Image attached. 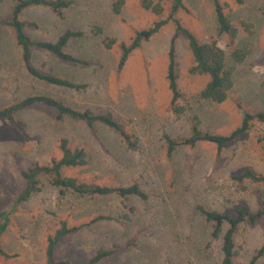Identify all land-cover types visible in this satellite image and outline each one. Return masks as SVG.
<instances>
[{
    "label": "rangeland",
    "instance_id": "rangeland-1",
    "mask_svg": "<svg viewBox=\"0 0 264 264\" xmlns=\"http://www.w3.org/2000/svg\"><path fill=\"white\" fill-rule=\"evenodd\" d=\"M56 15L50 8H26L21 18L34 39L55 40L66 29L82 36L70 41L68 52L90 62L75 65L45 51H35L34 65L41 71L85 84L79 90L53 85L32 77L20 58L13 30L0 26V107L28 95L53 96L68 106L93 113L112 114L131 136L128 147L114 130L96 122L57 116L53 108L34 104L15 114L16 123L0 119V210L24 187L20 170L34 163L48 164L61 156L60 143L86 152L84 165L62 169V175L79 182L107 186L137 183L147 195L80 196L61 192L42 178V189L18 204L1 242L9 253L0 264H43L48 237L62 221L79 226L56 246V259L86 264L99 248L113 252L99 264L127 261L132 264H220L222 233L210 236L211 226L196 209L202 205L221 213H233L242 205L255 210L264 203V183L236 180L250 169L264 175V121L254 120L250 129L224 145L199 142L167 153L164 136L190 133L193 115L204 131L228 134L242 119L243 111L264 109V0H218L229 23L237 29L231 38L219 34L212 0H183L174 14L198 41H216L234 66L235 83L221 103L203 100L198 93L209 80L206 74L190 72L192 55L183 36L174 41L177 85L182 94L181 113L170 104L167 67L174 22L168 21L128 56L117 70L119 43H129L136 30L168 17L172 0L163 1L160 15L144 9L140 0H124L119 14L115 0H75ZM155 2L157 0H154ZM15 0H0V15L8 16ZM102 33L94 35V27ZM105 37L114 38L110 48ZM243 49L246 55L234 64L230 54ZM103 215L111 219L95 221ZM224 224L223 230L227 228ZM264 241V217L254 224L239 225L234 242V262L248 264ZM255 264H264V254Z\"/></svg>",
    "mask_w": 264,
    "mask_h": 264
},
{
    "label": "trees",
    "instance_id": "trees-1",
    "mask_svg": "<svg viewBox=\"0 0 264 264\" xmlns=\"http://www.w3.org/2000/svg\"><path fill=\"white\" fill-rule=\"evenodd\" d=\"M144 9H148L154 14L160 15L163 12L164 0H140ZM75 0H15L8 16L0 15V26H7L13 30L14 38L17 46L20 48V58L26 71L34 78L44 82L69 87L76 90L85 87V84L75 82L66 77H61L49 71H41L33 63L35 51H45L57 59L75 65L87 66L90 64L88 60L78 57L67 51L66 47L70 41L82 36V31L66 29L61 32L55 40H40L32 38L26 32V26H36L34 22L29 23L21 18L23 11L32 6H41L50 8L56 15L61 16L64 9H68L75 4ZM124 0H115L112 3V11L119 14ZM215 17L218 25L219 34H228L234 38L237 29L233 27L226 15L223 12L222 5L218 0H212ZM184 8L183 0H172L170 12L167 18L157 19L149 27L136 30L134 36L129 43L124 41L119 43L120 56L117 63V70L120 71L124 67L129 54L141 43L148 40L151 36L157 33L168 21L174 22V33L170 40L168 49V67L167 81L168 88L171 93L170 104L174 113H181L184 106L179 102L182 99V94L177 85V67L175 61L174 41L178 36H183L187 42V46L191 52L193 65L190 67V72L197 74H206L209 80L198 93V97L203 100H208L216 103L223 102L230 93L235 83L234 66L228 65L225 51L218 46L216 41L201 42L195 35L174 18V14L178 9ZM94 35L102 33L101 27H94L92 30ZM116 43L114 38L105 37L103 44L110 48ZM246 51L243 49H234L230 58L234 64H239L243 61ZM264 87V79L262 81ZM34 104H41L57 111V116L70 117L84 121L88 126H93L94 123L100 122L114 130L123 139L125 144L133 148L134 142L131 136L125 131L122 124L117 122L111 113H93L89 109L79 110L66 105L59 99L45 94L28 95L13 103L0 107V119H6L12 124L16 123L15 114L21 110L28 108ZM193 124L190 127V133L184 137H172L165 134L167 153L171 154L178 147H193L199 142H209L217 146L218 152L222 147L231 141L238 138L243 133L247 132L254 120L264 121V109L251 113L243 111L242 119L228 134H218L209 131H204L199 127L200 119L198 115H193ZM61 156L58 159H52L48 164L34 163L27 169L20 170V174L24 179V187L17 194L13 195L12 202L4 209L0 210V257L8 258L10 255L3 247L1 239L6 232L10 223L12 213L17 209L19 203L28 200L33 194L42 189V178L48 179L49 183L58 188L61 192L71 190L80 196H137L141 199H146L147 195L137 183L127 186H107L94 183L79 182L76 178L62 175L63 168L76 167L84 165L87 162L86 152L82 148H70L67 146V141L63 139L59 145ZM240 182L250 180L252 182L264 183V175L253 172L250 169L244 170L241 174L234 176ZM196 209L204 217L205 221L210 224V236L218 238L222 233L221 240V262L220 264H236L234 257L237 250L235 248L234 235L242 223L254 224L259 219L264 217V203L259 208L252 210L247 205H242L234 210L233 213L219 212L215 209H208L202 205H197ZM102 219H111L110 216L99 215L94 218L95 221ZM224 224L227 228L223 230ZM80 229L79 226H69L66 221H62L60 227L55 233L48 237L46 246V259L43 264H74L69 259H56L55 249L58 243L72 233ZM113 252L112 249L101 247L91 257L88 258L86 264H99L104 258ZM264 254V241L256 253L250 258L248 264H255L257 259ZM110 264H132L127 261H117ZM141 264H152L143 262Z\"/></svg>",
    "mask_w": 264,
    "mask_h": 264
}]
</instances>
